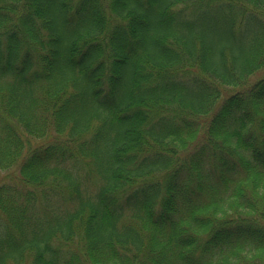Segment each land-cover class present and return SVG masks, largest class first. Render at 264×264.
I'll list each match as a JSON object with an SVG mask.
<instances>
[{
	"label": "trees",
	"instance_id": "trees-1",
	"mask_svg": "<svg viewBox=\"0 0 264 264\" xmlns=\"http://www.w3.org/2000/svg\"><path fill=\"white\" fill-rule=\"evenodd\" d=\"M262 68L264 0H0V264H264Z\"/></svg>",
	"mask_w": 264,
	"mask_h": 264
},
{
	"label": "rangeland",
	"instance_id": "rangeland-1",
	"mask_svg": "<svg viewBox=\"0 0 264 264\" xmlns=\"http://www.w3.org/2000/svg\"><path fill=\"white\" fill-rule=\"evenodd\" d=\"M264 77V69H260L257 71L254 75L249 76L242 84L238 86H221V92L223 95L231 94L237 90L244 89L257 81L258 79ZM30 143L32 146L40 145L43 143L49 142L50 139L42 138V139H36V138H30ZM20 165V162L16 163L14 166H12L9 169L0 170V184L6 183V182H12L13 180H16L18 178V167Z\"/></svg>",
	"mask_w": 264,
	"mask_h": 264
}]
</instances>
